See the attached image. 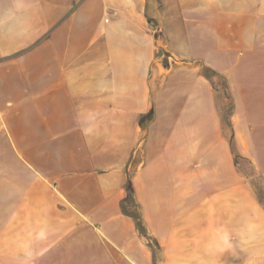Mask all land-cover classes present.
Listing matches in <instances>:
<instances>
[{
	"label": "crops",
	"instance_id": "obj_1",
	"mask_svg": "<svg viewBox=\"0 0 264 264\" xmlns=\"http://www.w3.org/2000/svg\"><path fill=\"white\" fill-rule=\"evenodd\" d=\"M0 264H264V0H0Z\"/></svg>",
	"mask_w": 264,
	"mask_h": 264
},
{
	"label": "trees",
	"instance_id": "obj_2",
	"mask_svg": "<svg viewBox=\"0 0 264 264\" xmlns=\"http://www.w3.org/2000/svg\"><path fill=\"white\" fill-rule=\"evenodd\" d=\"M128 189L131 190V186H130V183H128L127 185Z\"/></svg>",
	"mask_w": 264,
	"mask_h": 264
}]
</instances>
